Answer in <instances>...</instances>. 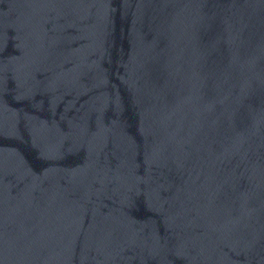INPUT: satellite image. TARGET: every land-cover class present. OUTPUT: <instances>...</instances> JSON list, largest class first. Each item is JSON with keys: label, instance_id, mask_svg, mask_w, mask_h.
<instances>
[{"label": "water", "instance_id": "obj_1", "mask_svg": "<svg viewBox=\"0 0 264 264\" xmlns=\"http://www.w3.org/2000/svg\"><path fill=\"white\" fill-rule=\"evenodd\" d=\"M0 264H264V0H0Z\"/></svg>", "mask_w": 264, "mask_h": 264}]
</instances>
